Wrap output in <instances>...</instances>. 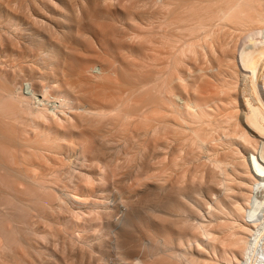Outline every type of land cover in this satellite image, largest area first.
Masks as SVG:
<instances>
[{
	"label": "bare ground",
	"instance_id": "6f19581e",
	"mask_svg": "<svg viewBox=\"0 0 264 264\" xmlns=\"http://www.w3.org/2000/svg\"><path fill=\"white\" fill-rule=\"evenodd\" d=\"M259 153L264 0H0V264H264Z\"/></svg>",
	"mask_w": 264,
	"mask_h": 264
},
{
	"label": "rangeland",
	"instance_id": "374dc122",
	"mask_svg": "<svg viewBox=\"0 0 264 264\" xmlns=\"http://www.w3.org/2000/svg\"><path fill=\"white\" fill-rule=\"evenodd\" d=\"M260 155H261V154L259 153V154H258V156H259L258 158H259V160L261 161L262 158L260 159V157H261ZM261 162H264V161L262 160ZM260 190H261V189H260ZM262 193H263V194H262ZM256 194L259 195V197H261V195L264 196L263 189H262L260 192L257 191Z\"/></svg>",
	"mask_w": 264,
	"mask_h": 264
}]
</instances>
